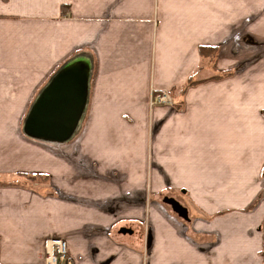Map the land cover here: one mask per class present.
<instances>
[{
    "label": "crops",
    "instance_id": "crops-1",
    "mask_svg": "<svg viewBox=\"0 0 264 264\" xmlns=\"http://www.w3.org/2000/svg\"><path fill=\"white\" fill-rule=\"evenodd\" d=\"M263 112L264 0H0V264H263Z\"/></svg>",
    "mask_w": 264,
    "mask_h": 264
},
{
    "label": "rangeland",
    "instance_id": "rangeland-1",
    "mask_svg": "<svg viewBox=\"0 0 264 264\" xmlns=\"http://www.w3.org/2000/svg\"><path fill=\"white\" fill-rule=\"evenodd\" d=\"M216 70L217 71H219L220 73L222 72V73H229V74H226L225 76H223V77H228V76H231V75H233L234 74V70H224V71H220V70H218L217 68H216ZM212 73V74H211ZM211 74V75H210ZM210 76H212L213 75V72L211 71V69H210ZM222 77V78H223ZM167 92H169V94H170V96H171V92L169 91V90H166ZM164 92V90L163 91H161V92H159V93H157V95H159V94H162ZM164 94V93H163ZM163 94L161 95V96H163ZM156 95V96H157ZM173 96H171V101H168V100H163L162 102H159V100L157 99L156 100V98L155 97H151V99H150V101H149V106L152 108V107H155L156 105H172V104H174V100H173V98H172ZM151 120V119H150ZM83 122H82V120L80 121V123L77 125V121H76V124H75V126L73 127V130H72V134L75 132L76 134H75V138L73 139V141L70 143V144H68V145H66V146H63V147H61V152H60V154L61 155H63V159H77V127L79 128V127H81ZM149 123H150V121H149ZM150 132H149V135H150V141H149V143H148V146H146V147H144V148H142V153H141V155H138V157L139 158H142V159H153V155H154V150H153V147H152V135H153V131H152V129H151V127H150ZM144 133V132H143ZM142 133V134H143ZM147 134H148V132H147ZM133 152L131 151V153H130V155L132 154ZM67 160V161H68ZM44 176V175H43ZM41 178H43L42 180H43V182H46V183H48L49 182V176H44V177H42V176H40ZM35 178H37V177H35ZM40 180V179H39ZM67 189H70V188H67ZM71 189H73V188H71ZM68 191V190H67ZM69 197H71L72 199L74 198V194H73V191H68L67 193H66ZM132 196L133 195H131V193H126V195L124 196L125 197V199H129V198H132ZM76 198V201H77V197H75ZM167 198H170V197H166L165 198V200H164V202L165 203H167V205L166 204H164L166 207H172V205L170 204V203H168V201H166V199ZM170 207V208H171ZM172 210L174 211V213H175V210H174V208L172 207ZM176 214H178L179 215V213L177 212ZM125 227H127V226H125ZM128 228H132V230L134 231V229H133V226H129ZM135 228V227H134ZM137 230H139L140 231V233L141 232H144V228L142 227V226H140L139 228H137ZM67 242V241H66ZM72 261V260H71ZM72 264H73V261H72Z\"/></svg>",
    "mask_w": 264,
    "mask_h": 264
},
{
    "label": "built area",
    "instance_id": "built-area-1",
    "mask_svg": "<svg viewBox=\"0 0 264 264\" xmlns=\"http://www.w3.org/2000/svg\"><path fill=\"white\" fill-rule=\"evenodd\" d=\"M163 93V96H161L162 94L155 96L156 100L158 99L159 102L172 100L169 92L164 91ZM45 246L48 253L46 264H72L71 258L68 256L66 240L60 238L48 239Z\"/></svg>",
    "mask_w": 264,
    "mask_h": 264
},
{
    "label": "trees",
    "instance_id": "trees-1",
    "mask_svg": "<svg viewBox=\"0 0 264 264\" xmlns=\"http://www.w3.org/2000/svg\"><path fill=\"white\" fill-rule=\"evenodd\" d=\"M2 1H8V0H2ZM218 48L217 47H212V46H201L200 47V53H201V56L202 58H210V59H213L215 58V56H217V51ZM215 62V60H214ZM200 69L204 68L203 65H201L199 67ZM212 71H213V75L210 76V78H221L223 76H225L226 74H229V73H220L219 71L216 70V65L212 64V67H211ZM201 81V79L197 78L195 75H193L189 81L187 82L186 86H185V90L190 87V86H193V85H196L198 84L199 82ZM264 114V112H263ZM22 175H24L23 173H20ZM33 177H36L37 175H32ZM38 178V177H37ZM0 185H5L3 182H0ZM261 229H262V232H263V252H262V255H263V264H264V221L261 225Z\"/></svg>",
    "mask_w": 264,
    "mask_h": 264
},
{
    "label": "water",
    "instance_id": "water-1",
    "mask_svg": "<svg viewBox=\"0 0 264 264\" xmlns=\"http://www.w3.org/2000/svg\"><path fill=\"white\" fill-rule=\"evenodd\" d=\"M40 101H39V106L43 103V100L44 99H42V98H40L39 99ZM36 108H38V107H35V110H36ZM76 121H77V117H76V119H75V124H76ZM75 126V125H74ZM69 134L70 133H68L67 134V136H69ZM51 135V134H50ZM50 138H56V137H50ZM168 201V203H170L171 205H172V207L174 208V210L176 211V212H178L180 215H183V216H185L186 215V210H185V208H183L181 205H180V203H178L176 200H174V199H168L167 200ZM122 232L123 233H133V230L132 229H130V228H128V227H124V228H122Z\"/></svg>",
    "mask_w": 264,
    "mask_h": 264
}]
</instances>
